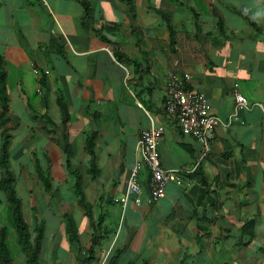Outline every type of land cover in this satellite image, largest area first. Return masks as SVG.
I'll use <instances>...</instances> for the list:
<instances>
[{
    "label": "crops",
    "instance_id": "1",
    "mask_svg": "<svg viewBox=\"0 0 264 264\" xmlns=\"http://www.w3.org/2000/svg\"><path fill=\"white\" fill-rule=\"evenodd\" d=\"M0 57L11 144L13 130L26 129L14 161L36 177V161L48 169L50 159L53 179L67 186L61 150L67 139L82 164L87 202L112 231L89 264H104L115 248L126 249L119 264H264V0H0ZM170 76L187 78L188 88L203 94L210 113L223 121L235 112L236 92L249 101L238 121L217 128L204 161L196 139L165 113ZM151 118L165 128L158 148L163 166L196 170L149 203L150 173L143 168L142 205L131 200L123 207ZM92 132L96 180L85 174V137ZM11 170L16 174L12 164ZM199 171L206 185L193 177ZM79 208L81 226L75 210L69 215L79 244L88 248L91 223ZM65 214L59 218L65 254H57L56 233L44 238L41 257L47 247L51 264H81ZM199 219H207L206 236Z\"/></svg>",
    "mask_w": 264,
    "mask_h": 264
},
{
    "label": "trees",
    "instance_id": "2",
    "mask_svg": "<svg viewBox=\"0 0 264 264\" xmlns=\"http://www.w3.org/2000/svg\"><path fill=\"white\" fill-rule=\"evenodd\" d=\"M159 14L160 12L157 11ZM223 23V22H221ZM224 24V23H223ZM173 41L176 40L175 31L169 26ZM119 58L120 56L117 55ZM2 59L0 57V104L2 106V112L0 114V127L2 128L0 135L2 137V144L0 146V192L5 199L6 205L4 208L6 217L5 224L0 228V264H13L14 258L12 255V249L9 241V236L12 232L15 234L16 243L15 246L21 249V252L26 257V264H43L42 252H43V241L46 235V225L44 220L36 219L34 227H32L26 220L25 217V204L22 196L18 192L17 178L11 170L10 163V151L9 147L11 144L12 135L10 129L7 127L10 119L7 117L8 105H7V79L5 74L1 71ZM59 105L63 112L62 122L66 124L69 119V114L66 109L65 102L62 98H59ZM48 122L56 126L57 123L50 116L47 117ZM50 132V130L48 131ZM97 133L92 132L85 137V174L89 175L92 179L96 180L99 178L100 169L96 159L95 148H96ZM63 153V167L67 173L69 183L72 184V189L77 197V202L80 207L85 211L86 217L91 223V241L92 245L88 248L83 247L79 244V238L75 223L70 219V215L65 214L64 218L70 219L68 221V236L71 244L77 243L79 253L77 259L81 264H89L96 259L95 248L100 246L106 237L112 233L104 223V217L99 216V219L95 218V208L89 202H87L86 195L82 186L84 173L81 171L82 164L75 160V154L73 147L67 139H64V143L61 146ZM49 168L45 169L39 160L36 161V178L44 186V190L50 195L51 199L56 197L59 192V187L55 179L51 174V161L48 159ZM202 172L199 171L193 175V177H199L201 184L206 185L203 176L200 177ZM203 220L199 219L201 224L198 225L199 230L208 235V226ZM204 222V223H202ZM253 223H247L244 225L243 233L248 230ZM254 233L252 234V236ZM126 249L121 250L115 248L111 251L104 264H119L122 254Z\"/></svg>",
    "mask_w": 264,
    "mask_h": 264
},
{
    "label": "built area",
    "instance_id": "3",
    "mask_svg": "<svg viewBox=\"0 0 264 264\" xmlns=\"http://www.w3.org/2000/svg\"><path fill=\"white\" fill-rule=\"evenodd\" d=\"M47 3V0H37ZM51 11V10H50ZM187 78L170 76L167 81L165 113L177 123L180 129L196 139L200 145L199 162L206 160L211 153V145L216 138L217 128L221 125L230 126L239 120V113L245 109L249 101L239 92L235 93V112L230 119L223 121L209 111L203 94L192 91L187 86ZM151 126L141 133L138 150L140 161L132 169L124 196L121 199L123 207H127L131 200L138 206L143 203L144 187L139 181V174L143 168L148 169L150 179L148 183V202L153 203L163 198L167 186L171 182H178L186 173H193L196 169L174 170L163 166L158 154L160 141L165 133L162 125H157L151 118Z\"/></svg>",
    "mask_w": 264,
    "mask_h": 264
},
{
    "label": "rangeland",
    "instance_id": "4",
    "mask_svg": "<svg viewBox=\"0 0 264 264\" xmlns=\"http://www.w3.org/2000/svg\"><path fill=\"white\" fill-rule=\"evenodd\" d=\"M12 82V81H11ZM16 108L19 106H22L20 103L16 104ZM19 115H23L25 112L24 110L17 111ZM1 128V127H0ZM2 130V128H1ZM26 129L21 126L18 130H13V135L14 139L12 141V144L10 146V152H11V164H12V169L16 173L17 177V188L19 191V194L22 196L24 199L25 203V217L27 222L34 227L36 219H43L46 225V239L51 240L52 235L57 233V239L55 245L56 251L58 256L62 258V255L65 254L63 251L64 248L59 246L60 239L61 237L64 236L63 230L61 229V216L66 212V214H73V211L75 210L74 219L77 223L78 226H81L82 224V219H84V215L82 214V210L79 208L78 209V202L77 198L75 196V193L72 189V184L69 183L67 186L58 184L59 191L60 189L62 191L58 192L56 194V197L54 199L50 198V195L43 192L42 188L39 187V182H37V178L33 176V174L29 175L27 172V167H18L19 162L14 161L13 159V154L16 152L15 150H19V147L22 144V140L26 137L23 138V134H25ZM37 140V139H36ZM1 135H0V146H1ZM29 167L32 166L30 162H28ZM23 170H26L23 172ZM0 176H1V171H0ZM38 183V184H37ZM29 189H33V192L31 193ZM64 197L66 200H61L60 198ZM44 197L47 198V201L49 199L48 203L49 206L48 208L46 207L47 201H44ZM32 199V200H31ZM76 202V203H75ZM68 203V204H67ZM76 204H77V209H76ZM6 202L4 197L2 196V193L0 192V228L4 226L5 222V208ZM73 206V207H72ZM65 207V208H64ZM47 208V209H46ZM66 211H65V210ZM9 241L12 249V255L14 258V264H24L22 262V259H26L25 255L21 252V249L15 246L16 243V238L14 232L11 233L9 236ZM59 240V241H58ZM259 244V243H258ZM48 246V244H47ZM52 248H45L43 255V262L44 264H51L52 263ZM17 260V262H15ZM26 264V262H25Z\"/></svg>",
    "mask_w": 264,
    "mask_h": 264
}]
</instances>
